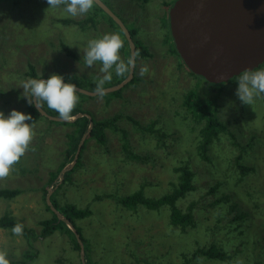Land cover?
I'll return each instance as SVG.
<instances>
[{"label": "rangeland", "instance_id": "obj_1", "mask_svg": "<svg viewBox=\"0 0 264 264\" xmlns=\"http://www.w3.org/2000/svg\"><path fill=\"white\" fill-rule=\"evenodd\" d=\"M107 1L113 3V0ZM134 1L139 5L140 0H118L111 9L128 22L117 11L124 16L139 14L142 6L135 7ZM163 1L152 0L149 8L151 31L155 35L149 37V44L139 42L149 53L143 63V67L148 68L143 78L140 77L141 64L135 81L109 104L112 92L103 98L82 99L76 93L78 103L82 100L85 109L98 113L90 112V116L98 120L104 118L109 124L104 129L105 141L93 138L83 152L80 150L78 159L82 164L66 181V173L77 164L70 167L75 158L69 162L70 156L75 154L71 147L74 129L67 125H52L49 129L45 122L32 125L35 135L29 149L9 176L0 180V190L18 192L10 199L0 197V221L10 213L22 227L33 230L36 237H25L23 230L16 235L13 228L2 227L0 223V252L6 253L8 263L24 260L28 264L84 263L81 250L69 235L57 230L46 238L40 237L41 222L52 220L55 215L61 217L55 212L63 211L58 204H73L78 208L90 207L92 212L79 221L85 230L84 259L88 264H183V254L190 255L196 248L209 246L211 241L223 236L220 231L227 220L219 222L222 210L218 206L211 207L214 199L207 195L210 186L207 183L222 181L225 185L220 191L238 190L237 204L240 213H244L242 229L251 256L250 262L240 261L241 264H264V158L260 160L261 154L264 156V94L256 97L251 105H244L235 95L239 77L221 84L224 90L219 91L218 115L226 120L224 116L236 108L239 120L228 125L235 138L220 132L203 149L201 131L206 120L194 113L185 97L192 92L202 99L213 97L218 87L201 76L192 75L176 54L169 22L164 17L175 2L170 0L166 3L168 7H164ZM49 7L47 0H5L0 5V111L5 115L13 109L29 114L22 86L30 79L31 67L39 76L49 77L55 72L62 75L65 82L80 88L93 90L96 87L94 79L97 77L88 81L92 67L83 59L85 44L93 39V33L87 36L82 24L88 21L104 32L105 14L95 5L87 14L74 17L64 11V5ZM63 20L82 24H65ZM164 26L168 28L166 44L157 36ZM61 43L71 46L78 60L69 58ZM101 67L97 63L94 75L103 76ZM114 75L112 72V77ZM6 101L9 108L5 107ZM238 123L241 126L238 127ZM88 138L89 134L83 143L80 141L81 149ZM187 160L195 172L197 188L176 205L186 213L191 202L197 203L193 213L199 226L195 230L193 226H186L184 230L181 225L173 226L169 206L149 210L142 205L135 209L121 205L120 200L136 191H142L149 199H159L171 192L172 184L180 179L179 168L184 167ZM239 164L254 168L250 167L244 181L238 180L241 178ZM215 166L222 170L220 174L214 173ZM247 188L251 198L245 191ZM243 206L247 208L243 210ZM223 210L229 218L236 214V210L232 214ZM214 229L216 233L210 237L209 232ZM32 253L35 256L28 259L26 255ZM204 258L193 264L238 263L234 259L217 262Z\"/></svg>", "mask_w": 264, "mask_h": 264}, {"label": "trees", "instance_id": "obj_2", "mask_svg": "<svg viewBox=\"0 0 264 264\" xmlns=\"http://www.w3.org/2000/svg\"><path fill=\"white\" fill-rule=\"evenodd\" d=\"M5 0H0V5L4 2ZM71 20H63V23L65 24H71ZM76 23L75 21H73ZM61 47L63 50L67 53V56L73 60H78L77 53L73 50H70V48L65 45L64 43H61ZM145 51V52H144ZM142 49V51L138 48V53H140L143 57H148L145 53H148L146 50ZM176 54L179 56L177 50L175 49ZM130 56V55H129ZM184 63V62H183ZM185 65V64H184ZM264 67V64H262L259 68L260 69ZM255 69V70H257ZM192 75L193 74L191 71H189ZM29 76L35 79L39 78V75L37 73V70L35 68L31 67ZM240 76V75H239ZM239 76L235 77L234 79L238 78ZM124 76H115L112 80L113 82L110 83L109 86L111 85H117L121 81L125 79ZM232 79V80H234ZM230 80V81H232ZM229 81V83H230ZM134 82V81H132ZM209 83V82H208ZM212 84V83H210ZM216 85L218 89L216 90V95L213 97H206V98H201L199 97L195 92H192L188 95H186V104L192 108L194 113L200 117L206 120V126L202 129V136L204 138L202 148L206 149V146L211 142L213 138L218 137L220 132H225L229 133L232 137L235 138L233 134L230 133L228 129V125L232 122L238 121V113L235 111L236 108L230 109V111L224 116V119H222L218 113H219V106L220 102L218 101L219 99V91L221 92L224 90V87L221 84H212ZM211 85V86H212ZM107 87V86H104ZM123 89V88H122ZM121 90H118L117 92H113L111 95V98L107 101V104L111 102L112 99H115L116 97H120L119 94L121 93ZM94 90V89H93ZM212 91V90H211ZM111 94V93H107ZM81 98H84V95L79 94ZM46 103V102H42ZM28 112L32 116V120L27 121L29 124H33L37 122L38 120H44L45 118L43 115H41L38 110L35 108L34 105H28ZM52 114H58L56 111L50 109ZM54 112V113H53ZM91 111L88 109H85L82 104V100L80 103H77L76 106L74 107L71 115H76L78 113H85L88 114ZM92 113V112H91ZM50 114V113H49ZM92 117V116H91ZM130 118V117H129ZM131 119V118H130ZM93 124L92 130L90 131L89 138L85 141L81 151L83 152L86 147L88 142L95 138L98 141H105V132L104 129L105 127L109 124L107 120L104 118L101 120H98L95 118L89 119L88 116H84L81 118H78L74 122H55V121H50V125L47 126L49 129L52 125H67L71 126L74 129V132L71 134V137L73 139V143L71 145L72 149L74 150V153L76 154L78 150L79 143L81 141V138L84 136V134L88 131L89 125ZM241 126L240 123H238V127ZM127 135V133L124 134V137ZM237 144V143H236ZM239 146V144H237ZM263 153V151H261ZM75 154L70 156L69 162H73V159L75 158ZM240 157H243V154L240 155ZM264 156L261 154L260 160H263ZM68 162V163H69ZM257 162V161H256ZM82 164V160L78 159L77 164L74 166V168L70 171H68L65 175L64 181H66L71 173L77 168L80 167ZM247 166L245 164H239V175L241 174V178H238V180H245L246 177L245 175L251 170V168L254 170L253 167ZM178 169V168H177ZM179 171H181L180 179L177 182V184H172V191L165 193V195L159 199H149L144 197L142 191H136L134 192V195L130 196L129 198L127 197L124 200H120V203L123 207L129 208V209H135V207H138L140 205L146 207L149 210H157L161 208L162 206H169L171 208V224L173 226H178L181 225L183 230L186 228V226H193V229L197 228L199 226V222H197V217L195 219V215L193 213V208L197 207V203L194 201L191 202L188 206L189 211L187 210L186 213H182V211L177 207V202L186 197L189 193L194 191L197 187H195L194 184V177H195V172L194 170L190 167L188 160L185 163L184 167H180ZM222 170L218 168V166H215L214 173L220 174ZM220 176H216V178H219ZM242 182L241 184H243ZM209 184V191L207 195H210L213 197L214 201L210 203L211 207L218 206L219 209L222 210V213L218 216V220L221 223L223 219L227 220V223L225 227L222 228L221 232V238L220 239H215L210 242L209 246H200L196 248L190 255L183 254V257L185 259V262L183 264H193L195 261L204 258V259H210L213 261H228L230 259H234L238 261L237 264H241V262H250L249 257L251 256V251L249 250V246L245 241V231L242 229L243 226V212L240 213V209L237 204V198L239 197L238 190L235 189L232 193H228V191H223L219 190L222 186L225 185V182L222 181H217L215 184ZM227 187V185L225 186ZM247 191L248 197H252L250 194V189L247 188L245 189ZM18 192L17 191H7V190H0V197L4 198H12L13 196H16ZM253 194V193H252ZM246 200H249L246 198ZM208 204V203H207ZM204 205L202 209H204L206 206ZM58 206L63 210L58 212L57 214L60 215L61 217L55 215V217L52 220L46 221V222H41L42 229L40 231V237L46 238L48 235L52 234L53 232L60 230L62 233L67 234L71 237L72 241L76 245L77 249L80 251V241L83 242L84 248L87 243V240L85 239V234L82 229V227L79 224V221L82 219H86L88 216L92 214L90 207H85V208H78L76 205L73 204H67L64 206H61L58 204ZM227 209V212L229 214H232L236 210V214L233 215L231 218H229L226 214H224V210ZM10 216H5L4 218L1 219L0 223L2 227L6 228H13L15 225L18 223L15 221V218H13L10 213H8ZM71 223L74 226V229L69 226L68 223ZM90 225V223H89ZM194 229V230H195ZM22 230L25 231V237L30 238V236H35V233L33 230L25 229L22 227ZM214 230H211L209 232L210 237L213 236V234L216 233ZM219 236V232L218 235ZM77 238V239H76ZM35 256L34 253L32 254H27L26 257L28 259H32ZM236 258V259H235ZM247 258V259H246ZM246 260V261H245ZM241 261V262H240ZM14 264H19L18 262H13ZM9 263V264H13ZM20 264H28L26 260H24ZM86 264L88 262L86 261Z\"/></svg>", "mask_w": 264, "mask_h": 264}, {"label": "water", "instance_id": "obj_3", "mask_svg": "<svg viewBox=\"0 0 264 264\" xmlns=\"http://www.w3.org/2000/svg\"><path fill=\"white\" fill-rule=\"evenodd\" d=\"M95 2L126 32L131 55L135 57V44L122 21L102 2ZM169 16L171 37L179 56L189 71L207 82L227 83L245 69L255 70L264 64V0H177ZM132 77L133 70L123 83L107 88L106 92L120 90ZM75 87L85 96H96L94 92ZM38 111L55 122H73L84 116L91 120L85 113L76 114L71 121H63L43 108ZM92 127L91 123L82 141ZM80 147L70 167L76 163ZM79 242L84 255L83 242Z\"/></svg>", "mask_w": 264, "mask_h": 264}, {"label": "clouds", "instance_id": "obj_4", "mask_svg": "<svg viewBox=\"0 0 264 264\" xmlns=\"http://www.w3.org/2000/svg\"><path fill=\"white\" fill-rule=\"evenodd\" d=\"M47 3L50 6L49 8H58L61 5H64V11L74 17L77 15L87 14L93 8L95 0H47ZM75 22L76 23H72L77 25L82 24L81 21ZM87 22L88 21L82 24L83 28H85ZM122 47L123 41L120 35L116 33H106L100 38H95L88 41L83 59L88 67H92L94 64L99 62L102 65L100 72L103 73L102 77L99 75H94L97 77L94 79V83L96 85L94 90L87 88L85 89L90 92H94L96 96H92V98H103L106 93H111L106 92V89L118 86L119 84L111 86L108 85L107 87H104V85L106 82H110L116 75H125L128 78L131 70H133V77L127 84L135 81L134 78L138 68L136 67L135 58L137 57L138 48L136 49L135 46L136 55L135 57H131V50L124 51L123 56L122 54L120 55V50ZM127 53L128 56L125 57ZM112 72L116 74L113 77ZM147 72L148 68L146 66H142L140 69V77L143 78ZM61 73L70 74L64 73L62 71ZM50 74H46L50 75L49 77L39 76L38 79H32V77H30V79L27 80L22 86L24 89L22 96L27 99V103L29 105H34L38 110H41L43 107L42 102H46L49 109H52L58 113L54 114V116H59V118L63 121H71L73 116H75H72L71 113L76 104L79 102L78 96L81 93L77 92L75 84L65 82V78L62 75L55 74V72ZM127 78H125L124 81ZM236 83L238 87L236 89L235 95L239 98L242 104L251 105L256 97L264 94V69H245L239 76V79ZM85 97L91 98V96ZM91 112L95 115L98 114L95 111ZM50 115H52V113H50ZM43 119L44 120H38L33 124H29L26 123V121L32 120V116L30 114H25L21 111L13 109L9 114L5 115L4 112L0 111V180L9 176L13 166L19 162L20 158L29 149V145L35 135L32 125L42 122L48 123L45 124L46 126L50 125L49 123L51 120H48L46 117ZM82 140L83 137L81 138V141ZM79 154L77 160L79 158ZM246 208L247 206H243V210ZM55 212L58 213L59 211L56 210ZM12 232L16 235H20L22 232V226L20 224L15 225L12 229ZM0 264H8L6 253L4 252H0Z\"/></svg>", "mask_w": 264, "mask_h": 264}, {"label": "flooded vegetation", "instance_id": "obj_5", "mask_svg": "<svg viewBox=\"0 0 264 264\" xmlns=\"http://www.w3.org/2000/svg\"><path fill=\"white\" fill-rule=\"evenodd\" d=\"M99 1L102 2L106 6V8H108L109 10H111L122 21L123 25L126 27L128 33H129V36H130L132 42L135 44L136 49L139 48L142 51L143 48L139 44V42H142L144 44H149L148 43L150 41L149 40V37L155 35V32L154 31H151L152 22H151L150 17H149V15H151V13H149V8H150V6L152 4V0H140L139 1V5H137L136 1H134V6L135 7L140 6V5L142 6V10L137 15H134V14L129 15V13H128L127 15H129V16H127V15L124 16L121 12H119V11L116 10L117 13L119 15H121L122 17L126 18L128 22H124L111 9V7H115L116 0H114L112 4L109 3L108 1L106 3L105 0H99ZM169 1L170 0H164L161 5L164 6V7H168L166 5V3H168ZM176 1L177 0H174V2H176ZM94 5L96 6V8L101 13H103V15L105 14L104 16L107 18V21H103L104 22V26L106 27V30L104 32H100V27H97L96 25H93V24H89V22H87L86 23L87 26L85 27L84 33L88 32L87 36H91L92 33H93V39L100 38L103 34H106V33H116V34H119L120 37H121V39H122V41H123V47L120 50V55L122 54V56H123V52L124 51L130 50L129 40L127 38L126 32H124L123 28L118 24V22H116L110 16V14L107 11H105L104 9H102L98 3L95 2ZM171 8H169V9H171ZM144 15L146 16L145 19H143ZM164 17H166L167 18V22H169V30H170V21H169L170 20V16H169V13L166 16H164ZM163 18H161V19H163ZM146 21L147 22L149 21V22L146 23ZM170 34H171V32H170ZM157 36H158L159 40L162 43L166 44L167 37H168V28L166 26H164V28L162 27L161 28V31L159 33H157ZM87 43H88V41L85 44V49L87 48ZM140 53H137V57L135 58V60H137L136 61V67H138V65H140V64H142V66H143V63L145 62V60H148V57H149V53H145L148 57H143ZM129 54H130V52H129ZM131 57H132V55H131ZM97 63H99V62H97ZM97 63L92 66V68H91V74H88V76H90L89 79H88L89 82L94 77V71H95V69L97 67ZM125 78H127V76ZM123 82H124V80L121 81L119 83V85L121 83H123ZM131 83H133V82H131ZM127 86H129V85L126 84L123 88H125ZM5 107L6 108H9V101H6ZM42 108L45 110V112L49 113L50 109L48 108V106H47L46 103H43V107ZM82 260L84 261V263H82V264H86L85 259H84V256H82ZM11 263H13V262H11Z\"/></svg>", "mask_w": 264, "mask_h": 264}, {"label": "bare ground", "instance_id": "obj_6", "mask_svg": "<svg viewBox=\"0 0 264 264\" xmlns=\"http://www.w3.org/2000/svg\"><path fill=\"white\" fill-rule=\"evenodd\" d=\"M137 61V60H136ZM70 223V222H69ZM71 224V223H70ZM72 225V224H71ZM74 227V226H73ZM75 230V229H74ZM75 232H76V230H75ZM82 242V241H81Z\"/></svg>", "mask_w": 264, "mask_h": 264}]
</instances>
